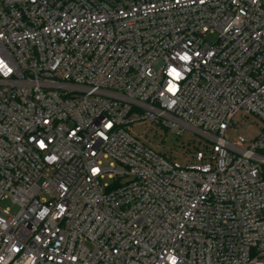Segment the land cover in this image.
Returning <instances> with one entry per match:
<instances>
[{
	"label": "built area",
	"instance_id": "built-area-1",
	"mask_svg": "<svg viewBox=\"0 0 264 264\" xmlns=\"http://www.w3.org/2000/svg\"><path fill=\"white\" fill-rule=\"evenodd\" d=\"M0 59V264H264V0H0Z\"/></svg>",
	"mask_w": 264,
	"mask_h": 264
},
{
	"label": "rangeland",
	"instance_id": "rangeland-1",
	"mask_svg": "<svg viewBox=\"0 0 264 264\" xmlns=\"http://www.w3.org/2000/svg\"><path fill=\"white\" fill-rule=\"evenodd\" d=\"M254 130H257L259 128V125L255 124L253 126ZM135 130L143 131V128L141 127H135ZM160 133H163L165 135L164 140V151L167 153L171 152V149L173 151H177V160L180 163H191L194 161V159L190 156H186V153L188 151L194 152L199 147V141L198 139H190L191 133L190 131H186L182 136H177L172 131H167L163 128H159V137L154 138L153 142L158 143L160 142L161 135ZM10 207L12 212L15 213L18 210V206L15 205L10 199H5L0 203V208Z\"/></svg>",
	"mask_w": 264,
	"mask_h": 264
},
{
	"label": "clouds",
	"instance_id": "clouds-1",
	"mask_svg": "<svg viewBox=\"0 0 264 264\" xmlns=\"http://www.w3.org/2000/svg\"><path fill=\"white\" fill-rule=\"evenodd\" d=\"M182 61H190L191 60V57L187 54V53H185V54H183V55H180V57H179ZM0 68H6L7 69V71H5V75H8L9 73H11V69L10 68H7V65L5 64V62L3 61V59H0ZM173 69H175V68H172L171 70H170V75H172V76H176V75H174L173 74ZM177 71V70H176ZM177 77H180V73H179V75L177 76ZM168 91H170V92H172V93H175V92H177L178 91V86L177 85H175V84H172L171 82H169V88H168ZM42 146V145H41ZM43 147V146H42ZM53 159H54V157H53ZM0 259H2V258H0ZM168 259H169V261H170V264H178V257H176L175 255H169V257H168Z\"/></svg>",
	"mask_w": 264,
	"mask_h": 264
},
{
	"label": "snow or ice",
	"instance_id": "snow-or-ice-1",
	"mask_svg": "<svg viewBox=\"0 0 264 264\" xmlns=\"http://www.w3.org/2000/svg\"><path fill=\"white\" fill-rule=\"evenodd\" d=\"M173 74L176 75V76H178L179 75V72H177L176 69H173Z\"/></svg>",
	"mask_w": 264,
	"mask_h": 264
}]
</instances>
